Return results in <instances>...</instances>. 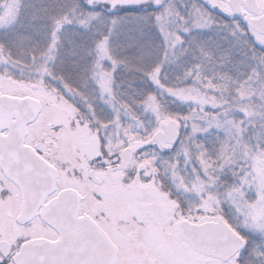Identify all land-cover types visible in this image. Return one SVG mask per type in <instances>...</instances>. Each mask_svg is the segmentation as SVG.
<instances>
[{
  "label": "snow or ice",
  "instance_id": "snow-or-ice-1",
  "mask_svg": "<svg viewBox=\"0 0 264 264\" xmlns=\"http://www.w3.org/2000/svg\"><path fill=\"white\" fill-rule=\"evenodd\" d=\"M0 264H264V0H0Z\"/></svg>",
  "mask_w": 264,
  "mask_h": 264
}]
</instances>
